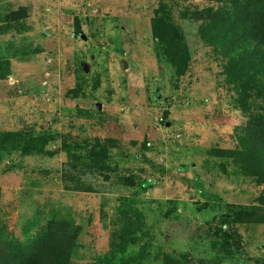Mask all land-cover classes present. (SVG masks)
<instances>
[{
	"label": "rangeland",
	"instance_id": "obj_1",
	"mask_svg": "<svg viewBox=\"0 0 264 264\" xmlns=\"http://www.w3.org/2000/svg\"><path fill=\"white\" fill-rule=\"evenodd\" d=\"M166 3L189 57L183 70L169 65L170 41L154 38L158 0H0V58L10 64L0 79V219L10 241L0 239V261L40 252L55 227L69 264H113L124 230L142 238L135 251L152 247L143 264H264V163L241 171L264 113L254 97L242 108L231 51L195 21L231 3ZM21 7L27 17L10 23ZM18 131L57 140L23 153L3 138ZM95 138H107L105 158L88 155L84 140ZM232 215L234 227L223 221Z\"/></svg>",
	"mask_w": 264,
	"mask_h": 264
},
{
	"label": "trees",
	"instance_id": "obj_2",
	"mask_svg": "<svg viewBox=\"0 0 264 264\" xmlns=\"http://www.w3.org/2000/svg\"><path fill=\"white\" fill-rule=\"evenodd\" d=\"M226 4H230L229 8L223 7L222 9H203L201 13L197 15L196 22L206 26V34L211 42L215 41L226 46L227 51H231L229 59L231 67L236 71L235 79L240 82V92L244 95V103L242 108H247L250 105L246 104L247 98H256L259 103L261 112L264 113V98H261L264 90V0H223ZM229 1V2H228ZM158 13L154 22V38L160 42L166 40L170 41L172 47L166 51V57L169 59V65H176L180 62V69L183 70L187 64L189 57L187 54H182L181 35L178 27L172 21V15L166 3V0H158ZM27 17V8L21 7L18 10H14L7 15L10 23L21 22ZM75 32L79 35L81 32V26L78 20L75 22ZM175 49H172V48ZM177 54V56H176ZM17 56V54H15ZM9 61H3L0 58V79L5 78L6 73L10 70ZM179 74V73H178ZM182 74V73H180ZM240 79V81H239ZM245 79V80H243ZM257 89V90H256ZM168 113H165V118ZM264 116V114H263ZM27 132V131H26ZM18 131L15 133H9L3 138L8 137V140L13 141L23 153H26V149L29 147V142L35 143L39 149H45L46 145L57 140V137H48L44 135L42 138L36 137L33 132ZM1 139V137H0ZM68 138L64 137L63 141L66 142ZM85 145L89 148L90 157L98 160L106 157V150L102 147V142L107 141V138L88 141L84 140ZM251 141L254 142V150L248 151L247 157L242 156L241 159L243 167L241 171L246 174L253 175L257 171V161L264 163V129L255 133V138ZM147 142V141H146ZM145 142V147L147 143ZM30 143V144H31ZM77 148V147H76ZM88 157V156H87ZM86 157V159H87ZM85 159V160H86ZM76 162L80 161L79 158H75ZM87 167L90 165L86 162ZM262 169V168H261ZM260 179L262 177H259ZM197 187L203 197H207L210 201H217L223 206L222 199L217 196H208L204 191L203 185L197 183ZM151 181H144L141 183L140 188L146 192L152 187ZM211 205H214L210 203ZM233 214V213H232ZM224 223L229 224L231 227L235 226L236 216L232 215L227 219L223 218ZM54 227V226H53ZM55 227L50 231L55 234ZM8 226L0 219V239L9 241ZM49 234H44L39 240H42L40 245L41 251L28 250L25 252H17L14 259L11 261H0V264H69L71 257L65 255L62 249L61 242L56 238L52 241ZM125 233L124 230L119 236L112 241L111 249L116 256L110 263L124 264L125 260L130 258L128 264H143L140 259L146 258L147 254H152V247L142 249V251H135L140 248V240L142 238L131 239ZM134 233L133 235H137ZM137 235L136 237H139ZM227 237V236H226ZM12 244V243H11ZM236 250L241 247L239 243L234 242ZM147 247V246H146ZM133 249V250H132ZM128 250H131V255L128 254ZM135 251V253H133Z\"/></svg>",
	"mask_w": 264,
	"mask_h": 264
},
{
	"label": "water",
	"instance_id": "obj_3",
	"mask_svg": "<svg viewBox=\"0 0 264 264\" xmlns=\"http://www.w3.org/2000/svg\"><path fill=\"white\" fill-rule=\"evenodd\" d=\"M124 67H126V64L124 63Z\"/></svg>",
	"mask_w": 264,
	"mask_h": 264
}]
</instances>
